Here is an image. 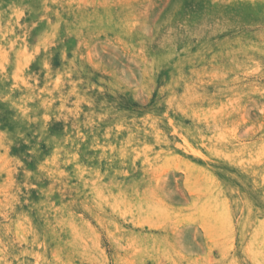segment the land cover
Wrapping results in <instances>:
<instances>
[{
    "label": "rangeland",
    "instance_id": "obj_1",
    "mask_svg": "<svg viewBox=\"0 0 264 264\" xmlns=\"http://www.w3.org/2000/svg\"><path fill=\"white\" fill-rule=\"evenodd\" d=\"M0 264H264V0H0Z\"/></svg>",
    "mask_w": 264,
    "mask_h": 264
}]
</instances>
